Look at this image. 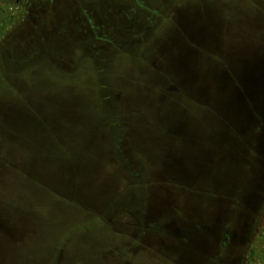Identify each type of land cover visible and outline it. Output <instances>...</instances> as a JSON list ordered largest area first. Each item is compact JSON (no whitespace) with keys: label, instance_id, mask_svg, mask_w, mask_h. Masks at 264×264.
I'll use <instances>...</instances> for the list:
<instances>
[{"label":"rangeland","instance_id":"374dc122","mask_svg":"<svg viewBox=\"0 0 264 264\" xmlns=\"http://www.w3.org/2000/svg\"><path fill=\"white\" fill-rule=\"evenodd\" d=\"M0 264H264V0H0Z\"/></svg>","mask_w":264,"mask_h":264},{"label":"crops","instance_id":"0c3cea01","mask_svg":"<svg viewBox=\"0 0 264 264\" xmlns=\"http://www.w3.org/2000/svg\"><path fill=\"white\" fill-rule=\"evenodd\" d=\"M193 175H199V174H194L192 173ZM224 196V195H223ZM221 198V197H220ZM220 198H217L218 200H216V206L218 207V209L216 210V214L214 216V220L215 222L218 220V219H223L224 218V215H226V204L225 202H221Z\"/></svg>","mask_w":264,"mask_h":264},{"label":"flooded vegetation","instance_id":"af4514ba","mask_svg":"<svg viewBox=\"0 0 264 264\" xmlns=\"http://www.w3.org/2000/svg\"><path fill=\"white\" fill-rule=\"evenodd\" d=\"M253 218H254V216L252 217V219H253ZM250 224H251V221H250L249 217L246 216V219H245L244 222L241 224L240 229H239V233H240V235H241V233L244 234V233L246 232V230L248 229L247 227H248V225H250ZM224 240H225L226 242H228V238H225Z\"/></svg>","mask_w":264,"mask_h":264}]
</instances>
